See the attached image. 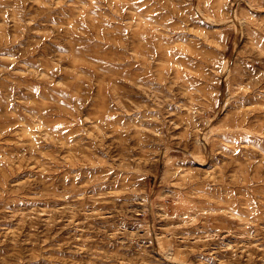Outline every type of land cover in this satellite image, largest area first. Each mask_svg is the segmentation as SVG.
<instances>
[{
	"label": "rangeland",
	"instance_id": "1",
	"mask_svg": "<svg viewBox=\"0 0 264 264\" xmlns=\"http://www.w3.org/2000/svg\"><path fill=\"white\" fill-rule=\"evenodd\" d=\"M0 264H264V0H0Z\"/></svg>",
	"mask_w": 264,
	"mask_h": 264
}]
</instances>
